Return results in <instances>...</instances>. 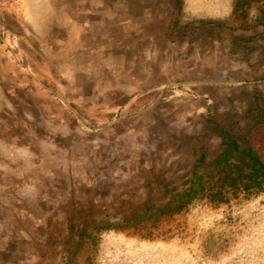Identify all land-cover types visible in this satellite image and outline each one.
<instances>
[{"label":"rangeland","instance_id":"374dc122","mask_svg":"<svg viewBox=\"0 0 264 264\" xmlns=\"http://www.w3.org/2000/svg\"><path fill=\"white\" fill-rule=\"evenodd\" d=\"M0 7V264H264V0Z\"/></svg>","mask_w":264,"mask_h":264},{"label":"trees","instance_id":"16d2710c","mask_svg":"<svg viewBox=\"0 0 264 264\" xmlns=\"http://www.w3.org/2000/svg\"><path fill=\"white\" fill-rule=\"evenodd\" d=\"M229 139L231 141V151H227L226 154L222 158H220V161H223L227 159V155H236L238 157V161L242 164H246V166H249L256 170V175L258 176V184L263 185L264 184V163L260 162L258 159V155L253 152V150L250 147H242L240 145V142L235 139L232 136H229ZM253 152V154H252ZM226 163V162H225ZM230 166V164L228 165ZM233 168H239V166L233 165ZM191 193L192 190H189Z\"/></svg>","mask_w":264,"mask_h":264},{"label":"crops","instance_id":"0c3cea01","mask_svg":"<svg viewBox=\"0 0 264 264\" xmlns=\"http://www.w3.org/2000/svg\"><path fill=\"white\" fill-rule=\"evenodd\" d=\"M2 4V3H1ZM2 8L0 7V10H1ZM34 12H35V16H39L40 15V13L37 11V10H34ZM30 14H32V13H30ZM29 14V15H30ZM52 30V28H50L47 32H50ZM46 31H45V33H47ZM51 39H52V37H51ZM56 48H58V46L56 47ZM61 48H62V45H61ZM47 60L48 59H52V55L50 54V58H46ZM53 61V60H52ZM30 63V62H29ZM31 64V63H30ZM29 64V65H30ZM67 72V71H66ZM69 72V71H68Z\"/></svg>","mask_w":264,"mask_h":264}]
</instances>
